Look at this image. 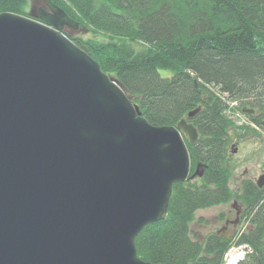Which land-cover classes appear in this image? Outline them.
I'll list each match as a JSON object with an SVG mask.
<instances>
[{
    "label": "water",
    "instance_id": "95a60500",
    "mask_svg": "<svg viewBox=\"0 0 264 264\" xmlns=\"http://www.w3.org/2000/svg\"><path fill=\"white\" fill-rule=\"evenodd\" d=\"M45 3L36 18L0 12V264H163L135 238L190 176L201 106L152 124L65 32L80 23Z\"/></svg>",
    "mask_w": 264,
    "mask_h": 264
},
{
    "label": "trees",
    "instance_id": "16d2710c",
    "mask_svg": "<svg viewBox=\"0 0 264 264\" xmlns=\"http://www.w3.org/2000/svg\"><path fill=\"white\" fill-rule=\"evenodd\" d=\"M96 38H72L97 60L143 115L155 125H176L198 106L190 121L200 137L185 136L191 173L177 182L165 219L146 225L135 238L138 256L163 264H225L233 245L249 249L238 264H264V186L244 179L229 185L231 102L260 125L264 118V0H52ZM28 0H0V12L27 13ZM161 69L171 70L163 75ZM197 81V84L195 83ZM198 169L201 175L192 177ZM236 197L247 229L229 237L193 234L196 210Z\"/></svg>",
    "mask_w": 264,
    "mask_h": 264
},
{
    "label": "rangeland",
    "instance_id": "374dc122",
    "mask_svg": "<svg viewBox=\"0 0 264 264\" xmlns=\"http://www.w3.org/2000/svg\"><path fill=\"white\" fill-rule=\"evenodd\" d=\"M40 6L47 7L45 0H28L26 6L27 13L37 17V9ZM65 30L72 38H96L85 27H79L78 29L67 27ZM160 71L163 75H170L172 72L169 69H161ZM237 104L234 102L230 103V108L226 111L227 115L235 121L236 125H251L253 130L242 136H238L235 130L231 132L229 185L234 193L239 191L241 182L244 179H252L256 182L259 176L264 173V128L253 123L246 115L248 113L239 110ZM238 139L242 140L236 144V140ZM238 207H242L241 203L238 202L236 197H232L228 202L196 210L190 222L193 234L199 239H205L211 233H219L232 237L236 231L247 229L249 222H241L239 219L237 224L233 223L236 220ZM230 214H232L233 221L228 225L225 234L221 230L225 225L227 216ZM242 247L245 246L243 244H236L231 247L226 256V264L232 261V258L243 250Z\"/></svg>",
    "mask_w": 264,
    "mask_h": 264
},
{
    "label": "flooded vegetation",
    "instance_id": "af4514ba",
    "mask_svg": "<svg viewBox=\"0 0 264 264\" xmlns=\"http://www.w3.org/2000/svg\"><path fill=\"white\" fill-rule=\"evenodd\" d=\"M40 7H44V6H40ZM40 7H38V9H39ZM38 9H37V12H38ZM67 27H69V26H65L64 29H66ZM65 31H66V30H65ZM260 122H261L260 126L264 128V118H262V119L260 120ZM241 140H242V139H238V140H236V144L239 143V142H241ZM240 208H241L242 211H243V208H242V207H238V208H237V211H238ZM237 211H236V212H237ZM241 213H242V212H241ZM241 213H240L239 215L236 213V220H234V222H233L234 224H237V223L239 222V219H240ZM232 221H233V220H232V214H230V215L227 216V218H226V220H225V225H224L223 229L221 230V232H224V233L226 234V231H225V230L228 228V225L231 224Z\"/></svg>",
    "mask_w": 264,
    "mask_h": 264
},
{
    "label": "built area",
    "instance_id": "2783aa9c",
    "mask_svg": "<svg viewBox=\"0 0 264 264\" xmlns=\"http://www.w3.org/2000/svg\"><path fill=\"white\" fill-rule=\"evenodd\" d=\"M245 247H242L243 250L240 251V253L236 254L238 258L244 257L245 252L249 249L248 245H244ZM228 264H237V259H235V256L232 258V261H230Z\"/></svg>",
    "mask_w": 264,
    "mask_h": 264
},
{
    "label": "bare ground",
    "instance_id": "6f19581e",
    "mask_svg": "<svg viewBox=\"0 0 264 264\" xmlns=\"http://www.w3.org/2000/svg\"><path fill=\"white\" fill-rule=\"evenodd\" d=\"M235 259H238V257H237V256H235Z\"/></svg>",
    "mask_w": 264,
    "mask_h": 264
}]
</instances>
